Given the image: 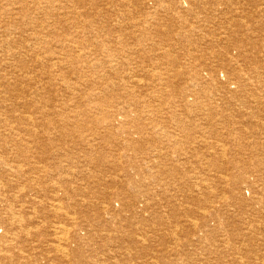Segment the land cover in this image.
Instances as JSON below:
<instances>
[{
  "label": "rangeland",
  "instance_id": "1",
  "mask_svg": "<svg viewBox=\"0 0 264 264\" xmlns=\"http://www.w3.org/2000/svg\"><path fill=\"white\" fill-rule=\"evenodd\" d=\"M38 1L0 0V141L43 244L64 200L90 264H264V0Z\"/></svg>",
  "mask_w": 264,
  "mask_h": 264
},
{
  "label": "bare ground",
  "instance_id": "2",
  "mask_svg": "<svg viewBox=\"0 0 264 264\" xmlns=\"http://www.w3.org/2000/svg\"><path fill=\"white\" fill-rule=\"evenodd\" d=\"M42 1V0H41ZM41 1L39 2V3H41ZM47 1V0H46ZM37 2V3H38ZM38 3V4H39ZM45 3V2H44ZM49 4H51V3H49ZM48 5V4H47ZM41 6V5H40ZM50 6V5H49ZM183 6V5H182ZM45 8V7H44ZM45 10V9H44ZM215 10V9H214ZM205 12V11H204ZM23 18V17H22ZM25 18V17H24ZM16 20V19H15ZM19 21L21 20V19H18ZM24 21V20H23ZM22 21V22H23ZM16 22V21H15ZM21 22V21H20ZM21 22V23H22ZM60 22V21H59ZM20 23V24H21ZM25 23V22H24ZM18 23L16 22V25H17ZM26 24V23H25ZM3 25V24H2ZM5 26V25H4ZM4 26H2V27H4ZM15 26V25H14ZM18 26V25H17ZM16 26V27H17ZM26 25H24V27H25ZM8 27V26H7ZM6 27V28H7ZM263 27V26H262ZM20 28V27H19ZM1 29V28H0ZM4 29V28H3ZM10 30V29H9ZM12 30V29H11ZM10 30V31H11ZM14 30V29H13ZM4 31V33H5V31L6 30H3ZM7 32H9V31H7ZM3 34V33H2ZM14 34H15V31H14ZM14 34L12 35V36H14ZM16 34H17V30H16ZM19 34V33H18ZM222 36V35H221ZM2 37V36H1ZM5 37V36H4ZM43 37V36H42ZM39 37H37L36 39L37 40H39L38 39ZM41 38V37H40ZM7 39V38H6ZM19 39V38H18ZM2 40H4V38H1V41ZM14 40V42H15V39H13ZM20 40V39H19ZM7 42H9L8 40H6ZM40 41V40H39ZM3 42H5V41H3ZM1 43V42H0ZM6 43V42H5ZM12 43V42H11ZM18 43H19V41H18ZM44 44H45V42H43ZM104 43V42H103ZM8 44V43H7ZM40 44V43H39ZM13 45V43L9 46L10 47V49H9V51L10 50H12L11 49V46ZM15 45H16V43H15ZM19 45H21V44H19ZM23 45V44H22ZM21 45V46H22ZM47 45V44H46ZM46 45H44V46H46ZM33 46V45H32ZM40 46V45H39ZM51 46V45H50ZM7 47V46H6ZM42 47H43V45H42ZM1 48V47H0ZM44 48V47H43ZM42 48V49H43ZM5 49V48H4ZM3 49V50H4ZM23 49V48H22ZM66 49V48H65ZM20 50V49H19ZM24 50H26V49H24ZM5 51V50H4ZM13 51V50H12ZM21 51V50H20ZM62 50H60V53L62 54V52H61ZM0 52H2V51H0ZM5 52H7V50L5 51ZM14 52V51H13ZM9 53V52H8ZM16 53L17 52H15V53H13L12 55L13 56H16ZM69 53V52H68ZM67 53V54H68ZM2 54V53H1ZM6 54V53H5ZM5 54H3V56H2V58H6V56H5ZM10 54V53H9ZM20 54V53H19ZM18 54V55H19ZM27 54V53H26ZM60 54V55H61ZM65 55H66V52L64 53ZM63 54V55H64ZM246 54V53H245ZM8 55V54H7ZM28 55V54H27ZM36 55V54H35ZM43 55H45V54H43ZM20 56V55H19ZM22 56H24V55H22ZM29 56H31L30 54H29ZM34 55H32V57H33ZM115 56V55H114ZM242 56V55H241ZM21 57V56H20ZM36 57V56H35ZM37 57H38V55H37ZM37 57H36V59H37ZM10 59H11V56L9 57ZM8 58V59H9ZM16 58V57H15ZM46 58V57H45ZM8 59H6V60H8ZM13 59V58H12ZM113 59V58H112ZM5 60V59H4ZM114 60V59H113ZM0 61H3V60H0ZM17 61V59L15 60V62ZM36 61V60H35ZM44 61V60H43ZM51 61V60H50ZM112 61V60H111ZM4 62H6V61H4ZM8 62H11V61H8ZM48 62V61H47ZM12 63H14L13 61H12ZM8 64V63H7ZM109 64V63H108ZM112 64V63H111ZM15 65V64H14ZM37 65H39V64H37ZM99 65V64H98ZM113 65V64H112ZM9 66H11V65H9ZM9 66H6V67H9ZM3 67V66H2ZM1 67V68H2ZM91 67H92V65H91ZM25 68V67H24ZM114 68V67H113ZM4 69V68H3ZM2 69V70H3ZM11 69H12V67H11ZM15 69V68H14ZM10 70V69H9ZM4 71H5V69H4ZM15 71V70H14ZM23 71V70H22ZM94 71H95V69H94ZM11 72V71H10ZM9 72V73H10ZM4 73V72H3ZM7 73V72H6ZM5 73V74H6ZM9 73H7V74H9ZM8 76V75H7ZM103 76V75H102ZM1 77V76H0ZM8 78V77H7ZM6 77H5V79H7ZM104 78V77H103ZM10 80H11V78H10ZM9 80V81H10ZM8 81V80H7ZM1 82V81H0ZM13 82H14V80H13ZM11 83V82H10ZM11 84H13V83H11ZM16 83H14V85H15ZM35 84V83H34ZM1 86H2V84H0ZM5 86V85H4ZM3 86V87H4ZM13 86V85H12ZM12 86H10V88L12 87ZM70 86V85H69ZM72 86V85H71ZM70 86V87H71ZM69 87V88H70ZM14 88H15V86H14ZM13 88V89H14ZM65 88H67V87H65ZM65 88H63V89H65ZM0 89H3L2 87L0 88ZM12 89V90H13ZM68 89V88H67ZM76 89V88H75ZM78 89V88H77ZM81 89V88H80ZM6 90V89H5ZM73 90V89H72ZM107 90H108V88H107ZM4 91V90H3ZM9 90H7V92H8ZM66 91H68V90H66ZM12 92V91H11ZM14 92H16V91H14ZM14 92H12V93H14ZM69 92V91H68ZM73 92V91H72ZM4 94V93H3ZM13 95H15V94H13ZM12 95V96H13ZM17 95V94H16ZM2 96V95H1ZM11 96V97H12ZM36 96V95H35ZM5 97V96H4ZM9 97H10V95H9ZM11 97H10V99H11ZM14 97H16V96H14ZM19 97V96H18ZM21 97H22V95H21ZM38 97V96H37ZM3 98V97H2ZM35 98V97H34ZM17 99V98H16ZM22 99V98H21ZM106 99V98H105ZM104 99V100H105ZM5 100H7V99H5ZM13 100V99H12ZM20 100V99H19ZM19 100H17V102L19 101ZM23 100H24V98H23ZM36 100V99H35ZM35 100H32V101H35ZM0 101H1V99H0ZM14 102H15V99H14ZM9 103V102H8ZM22 103V102H21ZM25 103V102H24ZM24 103L22 104L23 106H26V104L24 105ZM3 104H6V103H3ZM20 104V103H19ZM126 104V103H125ZM16 105H18V104H16ZM21 104H20V106H22ZM3 106V105H2ZM5 106V105H4ZM31 106V105H30ZM1 107V106H0ZM7 107V106H6ZM120 106H118V108H119ZM121 107H122V105H121ZM120 107V108H121ZM130 107V106H129ZM9 109L11 108L10 106L8 107ZM97 108V107H96ZM116 107L114 106V109H115ZM124 108V107H123ZM5 109V108H4ZM9 109L6 111V112H8L9 111ZM15 109V108H14ZM17 109V108H16ZM15 109V110H16ZM94 109V108H93ZM117 109V108H116ZM2 110V109H1ZM11 110H12V108H11ZM98 110V109H97ZM126 110V109H125ZM4 111V110H3ZM2 111V112H3ZM14 111V110H13ZM12 112V111H11ZM33 113H34V111H33ZM33 113H29V115L27 116L26 115V117H24V118H26V120H24V122L26 121V122H28L29 123V125L28 126H30V124H32V125H36V123L38 122V120H36V118L34 117V114ZM1 114V113H0ZM6 115V113H2L1 115H0V117H2L3 115ZM8 114H9V112H8ZM12 114H14V112L13 113H11V115ZM16 114V113H15ZM4 115V116H5ZM10 115V114H9ZM10 115V116H11ZM16 116V115H15ZM36 116V115H35ZM20 117V116H19ZM22 117V116H21ZM21 117H20V119H21ZM8 118V117H7ZM6 118V119H7ZM16 118H18V117H16ZM15 118V119H16ZM1 119V118H0ZM3 119H4V117H3ZM3 119H1V120H3ZM10 119V118H9ZM15 119H13V120H15ZM37 119H38V117H37ZM13 120H11L12 122H13ZM22 120V119H21ZM16 121V120H15ZM12 122H10V123H12ZM18 122H21L20 120L18 121ZM23 122V121H22ZM1 123V122H0ZM39 123H41L40 121H39ZM39 123H37L38 124V126H39ZM43 123V122H42ZM18 124V123H17ZM18 125H20V124H18ZM17 125V126H18ZM21 125H24V123L23 124H21ZM20 125V126H21ZM45 125H47V122H46V124ZM3 126V125H2ZM2 126H0V128H2ZM13 127H14V125H12ZM16 126V125H15ZM26 126V125H25ZM42 126H44V125H42ZM48 126H49V124H48ZM47 126V127H48ZM4 127V126H3ZM6 127V126H5ZM22 127V126H21ZM24 127V126H23ZM27 127V126H26ZM25 127V128H26ZM10 128V127H9ZM20 128V127H19ZM18 128V129H19ZM29 128H31V127H29ZM14 129V128H13ZM37 129V128H36ZM36 129H34V130H36ZM1 130V129H0ZM5 130V129H4ZM9 130V129H8ZM31 130V129H30ZM7 131V130H6ZM24 131H26V130H24ZM23 131V132H24ZM32 131H33V128H32ZM8 132H12L11 130L10 131H8ZM13 132H20V131H18V130H16V131H14L13 130ZM29 133H30V131H29ZM48 133V132H47ZM3 135H4V133H2ZM10 134V133H9ZM26 134L27 133H24V135H25V137H26ZM5 136V135H4ZM3 136V137H4ZM14 136V135H13ZM20 136V135H19ZM29 136V135H28ZM27 136V137H28ZM31 136V135H30ZM35 136V135H34ZM7 137H9V135L8 136H6V138ZM11 137H12V134H11V136H10V138L9 139H11ZM17 138V136H14V138ZM21 137H23V136H21ZM26 137V138H27ZM1 138H2V136H1ZM29 138V137H28ZM37 138H38V135H37ZM5 139V138H4ZM3 139V140H4ZM8 139V140H9ZM19 139V138H18ZM30 139V138H29ZM15 139H12V141L14 142V143H11V144H15V141H14ZM32 140H34V139H32ZM21 141V140H20ZM19 141V142H20ZM27 141H29L28 139H27ZM34 141H36V140H34ZM34 141H33V144H34ZM23 142V141H22ZM26 142V141H25ZM25 142H23V143H25ZM4 143V142H3ZM3 143L0 141V200H1V205H0V207H1V209H0V264H45V263H48L49 262V264H63V263H68L69 262V264H72V263H74V264H85V262L86 263H88V264H90V262L89 261H84V259H82V252H80V251H82V249H81V247H75L74 249L77 251H75L74 249H72L71 250V248H73L72 247V245L71 244H69L70 242H71V240H72V238L76 235V233H77V231L76 232H74L73 233V230L72 229H69L68 227H67V225H66V222L68 221L69 223H73V224H76V223H79V222H81V219H79V218H75L74 217V215H73V217L69 214V213H67V206H66V202L64 201V200H56L57 202H56V205L54 204H52L53 206H55V208L53 209L52 208V210H53V212H55V213H57L56 214V219H58V220H60V223H57L54 227H56L55 229H56V238H55V242H56V244H54V243H47V245H46V243H44L47 247H50L51 249H52V252H53V254L51 255V253L47 256L48 258L46 259V255L45 254H42V252H41V257L39 256L40 254H39V251H40V248L42 247L41 246V244H43V242H45V241H43V240H47L46 239V237L47 236H45V238H42V239H40L41 238V236H43L44 237V235L42 234L41 235V232H40V227H42L41 225L42 224H44L43 222H41V221H39V222H41V225L40 226H36L35 224V226H32V224L33 223H35V219L37 218V215H38V213H45L46 211H47V209H48V205H44L42 202L43 201H41V202H37V200H36V198L37 197H34L33 199L30 197V194H27L26 193V184L27 183H25L23 186H21L20 185V187H18V186H16L17 184H13V182L14 181H16V180H14V179H17V180H19V183L21 184V182H22V179L24 178V182H29V183H32V182H34V179L32 180V179H30V177H29V175L31 174V173H33L36 169H34L35 167H37L36 166V163H34L33 164V161L31 160L30 161V159L29 158H25V154L24 153H26L25 151H22V153L24 154V157L22 158V160L20 159H16V161L15 160H13V158H10V155H6L5 156V154H6V149L8 148L7 147V144H6V147H4V145H3ZM5 143H9V142H7L6 140H5ZM17 143V142H16ZM28 143V142H27ZM31 143V142H30ZM11 144H10V146L9 147H11ZM18 144V143H17ZM16 144V146H20V144H18L17 145ZM22 144V143H21ZM23 145V144H22ZM21 145V146H22ZM28 145V144H27ZM26 145V146H27ZM31 145V144H30ZM30 145L28 146V147H30ZM18 146V147H19ZM21 146H20V148H21ZM41 147H43L42 145H40ZM18 147H17V150H18ZM24 147V145L22 146V150H24V149H26V148H23ZM5 148V153H3L2 151H3V149ZM13 148H14V146H13ZM16 148V147H15ZM11 149H12V147H11ZM42 148H40V150H41ZM47 149V148H46ZM45 149V150H46ZM16 150V151H17ZM20 150V149H19ZM18 150V151H19ZM29 150V149H28ZM43 150V149H42ZM41 150V151H42ZM48 150V149H47ZM10 151V150H9ZM14 151V150H13ZM12 151V152H13ZM15 151V152H16ZM21 151V150H20ZM11 152V151H10ZM28 152V151H27ZM43 152V151H42ZM45 152H47V151H45ZM19 153V155L21 154L22 155V153L21 152H18ZM18 153H16L15 155H17ZM29 153H30V151H29ZM7 154H8V152H7ZM38 154H40V153H38ZM47 154V153H46ZM14 155V154H13ZM41 155H42V158H43V153H41ZM15 157V156H14ZM19 157V156H18ZM17 156H16V158H18ZM22 157V156H21ZM27 157H31V156H28V154H27ZM34 158V157H33ZM25 159V160H24ZM36 159V158H35ZM46 159H47V157H46ZM38 160H39V158H38ZM42 160H44V158L42 159ZM40 161V160H39ZM150 161V160H149ZM41 162V161H40ZM33 165H35V167L33 168ZM36 174H38L39 172H38V169L36 170V172H35ZM34 173V174H35ZM38 176V175H37ZM44 176H46L47 177V173H45L44 174ZM7 179V182H8V184H7V182L5 181L4 182V180H6ZM39 179V180H38ZM20 180H21V182H20ZM38 180V181H37ZM37 182H42V177H40V178H37ZM23 182V183H24ZM17 183V182H16ZM19 183H18V185H19ZM237 184V183H236ZM256 184V183H255ZM261 184V183H260ZM29 185V184H28ZM249 185H251V184H249ZM34 186V185H33ZM67 186V185H66ZM65 185L63 186V188L65 189V191H67V187H66ZM66 187V188H65ZM258 187H259V185H258ZM257 187V188H258ZM34 188V187H33ZM30 189V186H29V188L28 189H30L31 191H34L35 190V192H39V191H36V189ZM39 189V188H38ZM40 190V189H39ZM259 190V189H258ZM41 191H42V189H41ZM63 191V190H62ZM255 191V190H254ZM261 191V190H260ZM259 191V192H260ZM258 193V192H257ZM256 193V194H257ZM261 194V192L259 193V195ZM31 195H32V193H31ZM36 195V194H35ZM47 195H45V197H46ZM256 196V195H255ZM263 196V195H262ZM257 197H258V195H257ZM261 196H259L258 198H260ZM29 198H31L32 200L31 201H33L34 200V202H35V204L37 205V206H35V204L34 205H32V204H30V205H32L33 207H31L33 210L31 211V212H29V213H27L28 211H27V209H29V208H27L26 209V204H28V203H24V202H29V203H31V201L29 200ZM39 198H41V196L40 197H38V199ZM264 198V196L262 197V199ZM43 199H45L44 198V196H43ZM48 199V198H47ZM49 199H51V198H49ZM253 199V198H252ZM41 200V199H40ZM254 200H256L257 201V198L256 199H254ZM253 200V201H254ZM47 201V200H46ZM48 201H50V200H48ZM52 202V201H51ZM144 202V201H143ZM258 202H259V200H258ZM257 202V203H258ZM264 202V201H263ZM23 203V204H22ZM21 204V205H20ZM49 204H51L50 202H49ZM29 205V204H28ZM260 205H262V204H260ZM264 205V204H263ZM262 205V206H263ZM51 206V205H50ZM69 208H71V206L69 205L68 206ZM38 209H40V211L38 210ZM50 209V208H49ZM31 210V209H30ZM45 210V211H44ZM51 210V211H52ZM27 211V212H26ZM52 212V213H53ZM47 213V212H46ZM55 213H53V215L55 214ZM48 214H49V212H48ZM25 215H26V218L27 219H25ZM44 218V217H43ZM40 219V218H39ZM46 219V218H45ZM37 221V220H36ZM45 222V221H44ZM49 222V221H48ZM47 222V223H48ZM47 223H46V225H47ZM49 224H50V222H49ZM45 225V224H44ZM193 226H195V225H193ZM49 227V226H48ZM47 227V228H48ZM102 227V226H101ZM49 229V228H48ZM47 229V230H48ZM102 229V228H101ZM46 230V229H45ZM140 230V229H139ZM41 231H43L42 230V228H41ZM211 231H213V230H211ZM44 232V231H43ZM44 233H46V232H44ZM47 235V234H46ZM50 237V236H49ZM39 238V239H38ZM49 240V239H48ZM138 241L139 242H142V243H144L145 242V240H143V241H141V240H139L138 239ZM138 241H137V243H138ZM43 244V245H44ZM225 245V244H224ZM41 246V247H40ZM45 246V247H46ZM144 245H142L141 247H143ZM40 247V248H39ZM69 247V248H68ZM49 248V250H51ZM224 248H226V245L224 246ZM47 250H48V248H46ZM44 250V249H43ZM48 250V251H49ZM144 250V249H143ZM42 251V250H41ZM47 251V252H48ZM46 252V254H48ZM36 254V256H34ZM39 254V255H38ZM107 254V253H106ZM37 256H39V258H35V257H37ZM119 256V255H118ZM116 257V256H115ZM45 260V261H44Z\"/></svg>",
  "mask_w": 264,
  "mask_h": 264
}]
</instances>
